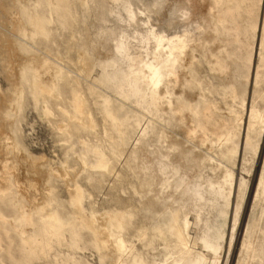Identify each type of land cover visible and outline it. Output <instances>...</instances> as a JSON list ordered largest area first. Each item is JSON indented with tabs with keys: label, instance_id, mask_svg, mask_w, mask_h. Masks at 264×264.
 Listing matches in <instances>:
<instances>
[{
	"label": "rangeland",
	"instance_id": "1",
	"mask_svg": "<svg viewBox=\"0 0 264 264\" xmlns=\"http://www.w3.org/2000/svg\"><path fill=\"white\" fill-rule=\"evenodd\" d=\"M231 2L0 0V264H264V0Z\"/></svg>",
	"mask_w": 264,
	"mask_h": 264
},
{
	"label": "bare ground",
	"instance_id": "2",
	"mask_svg": "<svg viewBox=\"0 0 264 264\" xmlns=\"http://www.w3.org/2000/svg\"><path fill=\"white\" fill-rule=\"evenodd\" d=\"M231 1H233V0H226V2H228V3H232ZM28 22H29V24L30 25H32L33 27H36L38 30H40V31H42V24H41V22L39 21V19L36 17V15L34 14V13H32V12H29L28 13ZM190 59V58H189ZM30 60V59H29ZM181 60V59H180ZM171 60V59H168V61H167V63H168V65H167V69L163 72V73H161L157 68H153V70H152V72H153V76H154V79L157 81V83H159L160 81H161V78L163 77V76H167V77H169L170 75H171V72H172V67L175 65V64H177V63H181L180 64V66L181 65H183L184 64V62L185 61H187V59L185 58V61L183 60ZM33 63H34V61H33ZM40 63V62H39ZM187 63V62H186ZM185 63V64H186ZM30 64V63H29ZM28 64V65H29ZM188 64H189V62H188ZM187 64V65H188ZM23 65H27V64H23ZM44 65V64H43ZM186 65V66H187ZM20 66V65H19ZM32 66V65H31ZM46 66V65H45ZM36 67V66H35ZM184 67V65L182 66V68ZM20 68V76H21V81H22V83H23V81H26V82H29L30 81V77H33V75H32V69H31V67L30 66H22V67H19ZM37 68V67H36ZM50 68V67H49ZM56 67H54L53 68V70H58V68H56ZM187 68V67H186ZM40 69H41V67H40ZM39 69V70H40ZM43 69V68H42ZM41 69V70H42ZM185 69V68H184ZM18 70V69H17ZM36 70V69H35ZM52 70V71H53ZM33 71H34V68H33ZM37 71V70H36ZM45 71V70H44ZM184 71L185 70H183V73H184ZM40 71H38V73H39ZM59 72V71H58ZM37 73V77L35 76V78H36V80L37 79H40L41 77H40V74H38ZM45 73H48V72H45ZM57 73V71H54V74H56ZM53 74V73H52ZM53 74V75H54ZM186 74V73H185ZM32 75V76H31ZM35 75V74H34ZM38 75H39V77L40 78H38ZM42 75V74H41ZM58 75V74H57ZM59 75H60V72H59ZM58 75V76H59ZM52 76V75H51ZM47 77V76H46ZM180 77V76H179ZM54 78V77H53ZM34 79V78H33ZM52 79V78H51ZM35 80V79H34ZM35 80V81H36ZM49 80V79H48ZM52 80H55V79H52ZM21 81H19V82H21ZM47 81V80H46ZM57 81V80H56ZM177 81H178V78L177 77H175L174 79H173V81L172 82H175V83H177ZM33 82V81H32ZM37 82V81H36ZM42 84H44L43 82H41ZM47 83H48V81H47ZM50 84L51 83H53V81L52 82H49ZM33 84H34V82H33ZM46 84V83H45ZM32 85V84H31ZM184 85V84H183ZM34 86H35V84H34ZM46 86V85H45ZM50 86V85H49ZM53 86H54V89H55V87H56V85L53 83ZM33 87V86H32ZM36 87H37V85H36ZM35 87V88H36ZM51 87V86H50ZM173 88H174V86H172ZM171 87V88H172ZM170 88V89H171ZM50 88H48V90H49ZM51 89H52V87H51ZM52 91V90H51ZM165 93H167V92H165ZM6 94V93H5ZM20 94V93H19ZM7 97V96H6ZM13 102V101H12ZM17 106H19V105H17ZM185 107V106H184ZM181 109H185V108H182L181 107ZM188 109V108H187ZM1 110V109H0ZM76 113L77 114H82L83 113V110H82V105L81 104H77V106H76ZM250 112V111H249ZM5 114V113H4ZM254 113H252L251 112V114L249 115V116H247L246 117V119L244 118V120L245 121H247V123H248V125H247V127H251V125H255V123H256V121L258 122V120H256L255 119V117H254V115H253ZM246 116V115H245ZM72 119V118H71ZM73 120V119H72ZM244 120H243V122H244ZM256 120V121H255ZM245 123V122H244ZM257 126V125H256ZM253 127V126H252ZM255 127V126H254ZM253 127V128H254ZM249 129V128H248ZM251 129V128H250ZM252 130V129H251ZM222 142H224V141H222ZM224 144V143H223ZM227 144V143H226ZM6 180V179H5ZM64 183V182H63ZM5 185V184H4ZM11 185V184H10ZM10 188V187H9ZM12 188V187H11ZM1 194H3V193H1ZM1 198H2V196H1ZM46 202H44L37 210L39 211V212H44V211H47L48 209V202H47V200H45ZM50 201V200H49ZM39 204V203H38ZM38 207V206H37ZM25 221H27V220H25ZM99 221L105 226V228H111L112 226H115V227H117V228H122V225H123V223H122V218H121V216L120 215H106V214H104V215H102L101 217H99ZM21 222H22V220H21ZM100 223V224H101ZM27 224V223H26Z\"/></svg>",
	"mask_w": 264,
	"mask_h": 264
}]
</instances>
